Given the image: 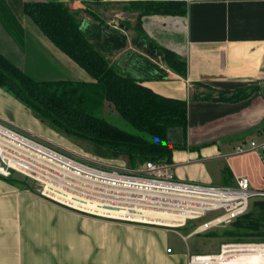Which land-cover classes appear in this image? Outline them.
<instances>
[{"label":"crops","instance_id":"1","mask_svg":"<svg viewBox=\"0 0 264 264\" xmlns=\"http://www.w3.org/2000/svg\"><path fill=\"white\" fill-rule=\"evenodd\" d=\"M25 1L33 0H6L24 32L22 48L37 55L42 49L47 56L41 52L38 60L46 62L48 57L60 65L62 78L51 80L90 81L87 72L56 48L25 15ZM53 1L68 3L74 8V5L81 7L86 0ZM88 1L96 6L104 2L103 16H111L109 22L114 24L124 19L129 24L139 13L129 10L127 5L149 0ZM178 2H183L185 14L142 16L141 29L146 40L171 49L187 62L184 78L137 50L135 45L127 46V42L126 47L114 52L117 56L113 60L109 56V60L121 69L132 70L127 54H143L167 72L166 80L144 81L143 84L165 97L186 99L187 144L193 148L173 152V171L191 164L202 169L207 166L214 170L213 174L206 171L203 175L202 179L207 178L208 182L230 185L237 176H245L250 186L264 190V150L250 147L252 141L256 146L264 143V0ZM96 12L91 13L102 17ZM126 26L122 22L116 29L126 33ZM19 46L0 20V53L23 68L20 63L24 55ZM197 84L209 87L212 96H217L220 90L234 92L250 87L254 90L249 97L238 101L217 102L195 99L194 94L203 95L200 93L204 91V87ZM0 119L59 145L53 136L59 133L31 115L26 106L3 88H0ZM238 145L243 152L236 151ZM5 178L0 175V264H188L189 254H193L175 252L168 244V233L178 234L176 229L78 218L73 210ZM76 226L82 228L81 234L76 233ZM181 237L186 240L188 235ZM167 248L171 252H167Z\"/></svg>","mask_w":264,"mask_h":264},{"label":"trees","instance_id":"2","mask_svg":"<svg viewBox=\"0 0 264 264\" xmlns=\"http://www.w3.org/2000/svg\"><path fill=\"white\" fill-rule=\"evenodd\" d=\"M127 6L139 13L134 29L143 38L146 37L141 29L142 16H182L186 13L183 2L172 0L137 1ZM23 11L56 48L91 78L90 81L34 80L0 53V88L26 105L32 115L85 148L100 147L107 151L108 158L121 157L128 169L146 161L171 162L175 150L193 148L187 144L186 99L165 97L143 84L144 81L166 80V70L139 52L125 55L132 70L121 69L110 62L108 55L126 47L125 33L118 29L108 30L102 17L94 13H91L93 22L80 18L78 10L60 1H25ZM0 20L22 46V26L6 0H0ZM134 43L146 49L145 55L160 57L164 66L179 77L186 76L187 62L171 49L153 41ZM197 86L209 89L205 84ZM252 90L251 87L234 92L220 90L217 96L194 94V98L234 102L249 97ZM104 102H108L136 132L118 128L98 116ZM5 180L17 185L10 177ZM251 204L256 211L249 209L222 227L220 237L236 242L244 239L264 241V199H255Z\"/></svg>","mask_w":264,"mask_h":264},{"label":"built area","instance_id":"3","mask_svg":"<svg viewBox=\"0 0 264 264\" xmlns=\"http://www.w3.org/2000/svg\"><path fill=\"white\" fill-rule=\"evenodd\" d=\"M250 147L264 150V143L256 146L252 141ZM236 151L244 150L238 145ZM124 166L106 165L0 119V175L22 174L39 185V196L70 211L169 229L219 212L189 236L224 227L246 213L253 200L264 199V190L252 189L245 176H237L230 185H212L179 179L168 161H146L134 169ZM263 253L264 241H224L217 253L189 254L188 264H264ZM251 257L261 261H245Z\"/></svg>","mask_w":264,"mask_h":264},{"label":"rangeland","instance_id":"4","mask_svg":"<svg viewBox=\"0 0 264 264\" xmlns=\"http://www.w3.org/2000/svg\"><path fill=\"white\" fill-rule=\"evenodd\" d=\"M104 2H100L99 4H97V6L95 4H92V2H89L88 0L83 1V3H81V7L78 5H74L73 9L78 10V14L79 17L83 18V17H87L88 19H90L91 21H94L93 19V15L91 14L92 10H97V14H102V19L105 22V26L107 27L108 30H115L116 27L119 28V24H121L122 22L124 24H127L126 26V36H127V46H136L137 50L141 51L142 53H146V49L145 48H140V46L136 45L134 42H137L139 40H145L148 42V40H146V38H143L141 36V34H139L135 29H134V25L137 21V17L136 20L133 22H128L125 21L124 19H119L118 21H116V23H111L109 22L111 20V16H103V10H104ZM116 10L119 9L118 6H116ZM102 12V13H101ZM109 23H107V22ZM20 50L22 52V54L24 55V61L23 63H20L21 66H23V70L29 75L31 76L34 80H51V79H55V78H62V73L63 70L60 67L59 64L54 63L52 60L50 61L48 57H46V62L43 61V59L38 60L40 58V54L41 52H43L46 56L47 54L42 50L39 49L38 50V55L31 52L29 49H23V46H19ZM36 48H41L40 46H37ZM118 53H112L111 55H108V57L110 56V60H113V58H115L117 56ZM147 55V54H146ZM154 60L158 63H160L161 65H163V63L160 61V57H154ZM70 75V74H69ZM87 78H89V76L87 74H85ZM64 77H66V75H64ZM70 77V76H69ZM200 94H209L212 95L209 91V89L204 88V91H202ZM22 103V102H21ZM23 104V103H22ZM24 105V104H23ZM26 106V105H24ZM27 107V106H26ZM28 108V107H27ZM28 110L30 111V109L28 108ZM31 113V111H30ZM98 116L100 117H104L107 121H109L110 123H112L114 126L116 127H120L122 129H125L129 132H136L135 129L132 128V126L127 123L121 116L119 113L116 112V110L109 105L108 102H104V104L102 105V107L99 109V111L97 112ZM32 115V113H31ZM34 116V115H33ZM35 117V116H34ZM37 118V117H35ZM38 119V118H37ZM43 123V122H42ZM44 124V123H43ZM46 125V124H44ZM47 126V125H46ZM48 127V126H47ZM50 130H52L50 127H48ZM54 131V130H52ZM55 138L54 140L57 141L59 143L56 144L54 142H52V144H56L62 148L68 149V150H74L76 152H80L82 154L84 153H88L89 156H95L97 158H100L101 163H104L106 165H110L113 167H123L124 165L127 167L126 162H124V160L120 157V158H108L107 156H103V157H99L95 154L94 150L89 146V147H84L83 145H81V143L68 138L62 134H58V136L53 135ZM251 137V136H248ZM250 138H247V141ZM254 141H257L255 138L253 139ZM124 166V167H125ZM207 167V166H206ZM201 168L198 165H186L185 167H183L182 169H180V171L176 170L174 171V174L176 177H178L179 179L183 180V181H192V182H196V183H206V184H212V185H218L220 184L218 181L216 182H208L207 178H203V175H205V172L207 171L208 174H213L214 170L212 168ZM12 180H15L17 182V185L19 187H30L32 189V191H34L37 194V191L39 189V185L32 181L31 179L23 176L22 174H18L14 171L11 172V175L9 176ZM252 189L255 188L257 189V187H252L250 186ZM259 189V188H258ZM38 195V194H37ZM252 202V201H251ZM250 212H254L256 211L255 205L251 204L249 206ZM78 218H91L90 220L93 221H102L100 223L103 222H116V223H121L115 220H109V219H102L96 216H92V215H86L83 213H79L74 211ZM219 215V212H211L207 215H205L203 218L200 219H195V220H188L187 224L184 227H180L177 228L176 231L178 232V234L174 231H171L168 233V244L171 246V248L173 247L175 252H181L185 255H187V253H197V254H205V253H217L219 251V246L221 241L222 242H236V241H231L228 240L225 237H220V233L223 230V226H221L220 228H214L211 229L209 231H206L205 233H193L191 235L188 236V238L186 240H184L181 236L184 235H188V233H190L197 225L203 223L205 220L211 219L215 216ZM125 223H130V222H125ZM133 225H140V226H149V227H155V226H151V225H144V224H135V223H130ZM77 227V228H76ZM75 230L76 233L81 234V232H83L82 228L80 226H76ZM161 227V226H158ZM166 228V227H164ZM169 229V228H166ZM173 229V228H171ZM169 229V230H171ZM122 230L119 229L118 231ZM174 230V229H173ZM107 231V230H106ZM105 231V232H106ZM102 232V233H105ZM213 232L216 233V235L213 234ZM120 234V233H119ZM97 235V234H95ZM238 241H246V242H254V241H263V240H251V239H244V240H238ZM237 241V242H238Z\"/></svg>","mask_w":264,"mask_h":264},{"label":"water","instance_id":"5","mask_svg":"<svg viewBox=\"0 0 264 264\" xmlns=\"http://www.w3.org/2000/svg\"><path fill=\"white\" fill-rule=\"evenodd\" d=\"M94 152L99 157L107 156V151L104 148L96 147Z\"/></svg>","mask_w":264,"mask_h":264},{"label":"bare ground","instance_id":"6","mask_svg":"<svg viewBox=\"0 0 264 264\" xmlns=\"http://www.w3.org/2000/svg\"><path fill=\"white\" fill-rule=\"evenodd\" d=\"M263 255H264V253H263ZM245 261L255 262V261H261V260L258 257H255V258L251 257V258H245Z\"/></svg>","mask_w":264,"mask_h":264}]
</instances>
